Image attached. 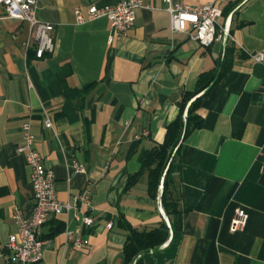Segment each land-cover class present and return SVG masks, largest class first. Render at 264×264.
Masks as SVG:
<instances>
[{
	"label": "crops",
	"instance_id": "0c3cea01",
	"mask_svg": "<svg viewBox=\"0 0 264 264\" xmlns=\"http://www.w3.org/2000/svg\"><path fill=\"white\" fill-rule=\"evenodd\" d=\"M117 1L38 0L37 17L54 25L55 42L40 57L34 44L25 45L27 23L0 4V264H17L4 249L17 230L13 208L28 215L34 203L30 169L17 150L26 121L54 171L57 196L71 200L87 190L93 217L90 225L71 212L45 222L37 264H123L121 214L138 229L164 221L169 231L130 264L138 257L143 264H264V58L252 55L264 51V0H170L222 8L217 28L226 25L229 36L208 45L172 30L166 0H142L133 25L111 41L106 17L75 20L76 6ZM226 46L232 64L202 98V125L180 143L171 185L178 210L166 212L163 176L156 197L148 194L146 172L126 188L128 176L163 141L182 91L218 68ZM239 205L248 218L231 231ZM66 226L88 243L72 246Z\"/></svg>",
	"mask_w": 264,
	"mask_h": 264
},
{
	"label": "built area",
	"instance_id": "2783aa9c",
	"mask_svg": "<svg viewBox=\"0 0 264 264\" xmlns=\"http://www.w3.org/2000/svg\"><path fill=\"white\" fill-rule=\"evenodd\" d=\"M37 1L0 0V4L4 6L8 17L27 23L29 34L25 45L34 44L35 54L40 57L46 51H52L55 42L54 25L50 22H42L37 17ZM166 1L172 30H188L189 35L202 45H208L215 40L225 42L228 38L229 32L226 25L222 26L220 31L217 28L218 18L222 14V8L218 4L210 1L191 6ZM141 6L142 0H119L102 6L96 4L85 7L76 6L74 14L75 20L79 23L97 17H106L113 30V33L108 36V41H111L133 25ZM252 55L256 60H262L264 51H258ZM44 124L47 127L51 126V119L46 117ZM22 132V142L17 146V150L23 153L30 169L29 177L34 203L28 215H24L19 207L13 208L12 216L17 224V230L8 236L4 248L11 253L12 259L17 264H37L43 256L45 240L42 236V226L45 222L56 215L71 212L75 220L84 225H90L93 217L88 213L91 200L87 190L75 194L71 200H62L57 196L54 190V171L44 164L42 154L35 147L30 122H23ZM76 167L82 170L80 165ZM247 218L248 213L245 208L241 205L236 206L229 229L242 230ZM64 234L66 241L74 247H82L88 243V239L77 229L66 226Z\"/></svg>",
	"mask_w": 264,
	"mask_h": 264
},
{
	"label": "trees",
	"instance_id": "16d2710c",
	"mask_svg": "<svg viewBox=\"0 0 264 264\" xmlns=\"http://www.w3.org/2000/svg\"><path fill=\"white\" fill-rule=\"evenodd\" d=\"M231 64L230 47L226 46L224 57L218 64V68L202 71L198 75L194 88L182 91L177 101V115L166 123L163 141L156 142L142 162L140 169L128 176L126 188L134 184L143 172H146L148 194L156 197L158 186L163 176L162 205L166 212L178 210L177 201L173 196L171 188L173 173L179 168V163L175 159V156L183 138L190 131L202 125V116L197 111L202 98ZM184 111H186L185 116ZM119 220L120 224L127 231L122 248L123 264H130L138 254L160 246L168 238L169 231L164 221L150 229H138L132 226L123 214L120 215ZM135 264H143L141 257L136 259Z\"/></svg>",
	"mask_w": 264,
	"mask_h": 264
}]
</instances>
